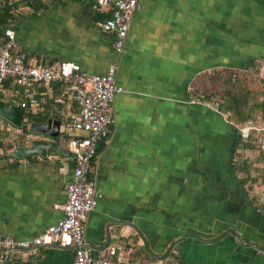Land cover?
Returning <instances> with one entry per match:
<instances>
[{
	"label": "crops",
	"instance_id": "obj_1",
	"mask_svg": "<svg viewBox=\"0 0 264 264\" xmlns=\"http://www.w3.org/2000/svg\"><path fill=\"white\" fill-rule=\"evenodd\" d=\"M39 1V11L15 10L25 16L10 27L28 59L71 62L90 74L116 67L113 123L93 161L101 199L85 222L92 256L118 247L131 264H264V212L232 168L240 142L234 125L193 101L199 76L246 66V44L256 53L249 55L264 57V0H138L117 57L101 30L109 10L97 14L93 0ZM58 94L51 84L40 111L61 122L74 107L67 98L55 104ZM66 141H57L52 159H0V236L30 240L62 218L72 169ZM67 248L0 250V264H70Z\"/></svg>",
	"mask_w": 264,
	"mask_h": 264
},
{
	"label": "built area",
	"instance_id": "obj_2",
	"mask_svg": "<svg viewBox=\"0 0 264 264\" xmlns=\"http://www.w3.org/2000/svg\"><path fill=\"white\" fill-rule=\"evenodd\" d=\"M93 1L97 14L109 10V16L102 22L101 30L111 37V48L116 57L120 56L131 19L138 10V0ZM115 70L116 67L111 65L103 74H90L71 62L41 65L28 59L16 48L12 30L6 29L0 36V87L4 81L10 80L16 91L19 88L20 92L17 95L12 92L9 98L19 96L23 100L19 104L23 109L21 127L15 128L6 123L7 128H0V131H5L1 143L11 145L8 150L0 149V156H8L14 149V144L20 142L24 114L40 111L51 84H59V94L53 102L62 104L67 98L74 107L65 114L59 127V135L67 136V150L72 155L70 180L65 184L66 199L59 207L62 218L30 240L17 241L8 236H0L1 251H27L56 244L74 248L70 264H131L115 254L118 247L111 248L104 258H94L92 250L84 241L87 215L101 199L96 188L93 161L97 146L107 138L109 127L113 123L111 105L114 95L119 92L114 82ZM221 115L224 120H230L228 112ZM28 127L29 124L25 126L26 137L29 136ZM234 129L239 140H247L254 132L256 147L264 151V125L255 126L247 121L240 127L234 125ZM73 133L79 135H70ZM53 157L52 152L46 155L47 159ZM154 264L163 262L157 260Z\"/></svg>",
	"mask_w": 264,
	"mask_h": 264
},
{
	"label": "trees",
	"instance_id": "obj_3",
	"mask_svg": "<svg viewBox=\"0 0 264 264\" xmlns=\"http://www.w3.org/2000/svg\"><path fill=\"white\" fill-rule=\"evenodd\" d=\"M18 2L22 3L23 6L25 5V7L31 9V11H39L44 8V4H42L39 0H18ZM10 8V6L0 7V36L3 35L4 30L10 29V20L12 19V21H15ZM245 38H242V41ZM241 83L242 82L237 77L229 75L225 78V84L228 85V88L220 92H214V90L210 91L209 87L204 88L200 92L202 96L199 94V92L194 90L193 101L203 104L211 103L220 113L228 112L230 114V121L235 126L240 127L247 121L252 122V124L255 126L264 125V88H262L261 92H259L258 94H251L250 91L241 86ZM4 91H10L14 93L16 91V87L11 85L10 80H6L0 87V92ZM210 94L212 98L209 97ZM0 99H3L2 95H0ZM13 100H17V105H19L23 101L19 96H14ZM8 105H12V103H9ZM40 110H42V108H40ZM24 119L25 122L22 126L23 136L20 139L21 144L26 140H31L32 138H34L30 134L27 137L25 136V134H27L25 126L27 124H31L32 122L42 123L45 122L48 118L47 114H43L42 111H38L35 114L25 113ZM3 136L4 132L0 131V149L2 148V150L4 151L11 148V145H5L1 143ZM255 138L256 134L252 132L247 140H240V142L237 144V150L241 149L243 151H253V149H255L260 154L256 159V162L262 161L264 163V151H260L256 147ZM237 155V153L234 155L232 168L235 172L244 175V177L240 179L241 183L247 185L246 187L252 195L250 199H252V201L260 207V210L264 212V203L261 204V202H258L255 196L259 191L262 190V188L259 187H261V184L264 182V170L254 171L257 172V175L251 176V168L253 164L245 159L239 160V157ZM0 159H2V156H0Z\"/></svg>",
	"mask_w": 264,
	"mask_h": 264
},
{
	"label": "rangeland",
	"instance_id": "obj_4",
	"mask_svg": "<svg viewBox=\"0 0 264 264\" xmlns=\"http://www.w3.org/2000/svg\"><path fill=\"white\" fill-rule=\"evenodd\" d=\"M17 3V4H14ZM0 7L2 6H10L12 11V15L13 18H15V21H18V19L23 18L25 16L24 11H18V13L15 12V10H17L20 7H24L22 3L15 1V0H0ZM16 5V6H14ZM16 7V8H15ZM15 8V9H14ZM26 10V9H25ZM28 10V9H27ZM31 10V9H30ZM29 12V11H26ZM29 15V14H28ZM15 21H12V19L10 20V26H12ZM49 34L51 35V31H48ZM53 37L50 38H44V40L46 42H49L50 44H45V45H49L50 48L54 47L55 50V46L56 43L53 41ZM243 42V41H242ZM244 44V42L242 43V45ZM244 46V45H243ZM242 50H246V53L248 54V56L246 58L249 59V62L246 64V66L242 69H238V68H234L232 67L233 65H228L225 64V66H217L215 68H213V70H209V72L204 73V75H202V77H198L196 81H194V87L195 86H201L199 87V94L201 95V91L204 88H208L210 89V91L214 92H220L222 90H225L226 88H228V85L225 84V78L229 75L235 76L237 77L242 83L241 86L245 87L248 91H250L251 94L256 93L258 94L259 92H261L262 88H264V57H262V53H260L259 51L257 52L259 57H257L256 55H249L250 53L256 54L255 52L251 51L249 49V46L246 44L245 48ZM58 53V49L57 52H55V54ZM252 56V57H249ZM253 63V65H252ZM252 65V66H251ZM249 66V67H247ZM247 67V68H246ZM231 73V74H230ZM20 92V89L17 88V91L14 92L15 95H17ZM6 94L12 95L13 93L10 91H4L2 92V98L3 100L9 104H16L17 100H10L11 98H6ZM1 95V94H0ZM202 96V95H201ZM253 96V95H251ZM210 98L211 94L209 95ZM259 98V97H258ZM211 101V100H209ZM209 106H212L213 108H215L213 106V104L209 103ZM61 138V136L59 135L57 138V141H59V139ZM237 156L239 157V160H247L250 161L253 165H252V172H251V176L257 175V172L254 171H259V170H264V163L262 161H257L256 159L258 158V156L260 155L259 152H257L255 149H253V151H247V150H241L239 149L237 151ZM3 164V163H2ZM0 163V168L4 166V164L2 165ZM241 177L243 178L244 175L241 174ZM248 184V183H247ZM254 185V184H253ZM262 188L261 191H259L257 193L256 198L258 200V202H261V204L264 203V182L261 184Z\"/></svg>",
	"mask_w": 264,
	"mask_h": 264
},
{
	"label": "water",
	"instance_id": "obj_5",
	"mask_svg": "<svg viewBox=\"0 0 264 264\" xmlns=\"http://www.w3.org/2000/svg\"><path fill=\"white\" fill-rule=\"evenodd\" d=\"M1 5V4H0ZM23 117V109L19 105H8L5 101L0 100V120L13 126L15 128L21 127V121ZM60 121L51 118L46 119L45 122L29 124L28 132L34 138L29 140L26 147L14 148L8 154L10 158L20 159L30 155H37L41 158H45L46 155L58 148L57 138L59 136ZM40 137V138H38ZM45 138L47 141L42 140ZM62 153V152H61ZM231 236H234L232 232H228ZM108 244L107 235H105V243L103 248ZM91 250L92 247L88 246ZM65 249H68L65 247ZM74 250V248H71Z\"/></svg>",
	"mask_w": 264,
	"mask_h": 264
}]
</instances>
